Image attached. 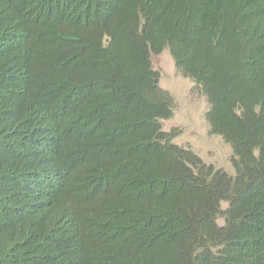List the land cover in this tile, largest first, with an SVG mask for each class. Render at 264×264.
Masks as SVG:
<instances>
[{
  "label": "trees",
  "instance_id": "16d2710c",
  "mask_svg": "<svg viewBox=\"0 0 264 264\" xmlns=\"http://www.w3.org/2000/svg\"><path fill=\"white\" fill-rule=\"evenodd\" d=\"M164 49L233 175L163 130ZM0 264H264V0H0Z\"/></svg>",
  "mask_w": 264,
  "mask_h": 264
},
{
  "label": "rangeland",
  "instance_id": "374dc122",
  "mask_svg": "<svg viewBox=\"0 0 264 264\" xmlns=\"http://www.w3.org/2000/svg\"><path fill=\"white\" fill-rule=\"evenodd\" d=\"M152 66L159 73L160 87L174 98L173 114L163 121V130L175 129L178 134L174 143L191 149L206 165L233 175L232 149L210 132L206 120L209 104L200 88L177 70L167 49L152 55ZM222 207L225 209L227 204L223 203ZM218 222L223 224L222 219Z\"/></svg>",
  "mask_w": 264,
  "mask_h": 264
}]
</instances>
